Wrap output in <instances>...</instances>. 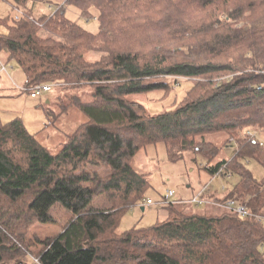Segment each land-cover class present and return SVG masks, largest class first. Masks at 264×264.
Listing matches in <instances>:
<instances>
[{
    "label": "trees",
    "instance_id": "trees-1",
    "mask_svg": "<svg viewBox=\"0 0 264 264\" xmlns=\"http://www.w3.org/2000/svg\"><path fill=\"white\" fill-rule=\"evenodd\" d=\"M0 2L12 12L0 17V52L21 71L23 92L51 84L91 97L71 95L57 114L76 108L87 121L56 153L21 119L0 121V264L18 252L31 264H264V179L249 170L264 168V0H64L45 15L36 14L43 0ZM69 7L97 31L70 20ZM180 80L192 83L177 103L146 109L144 98L165 97ZM216 135L222 143L210 140ZM158 144L172 163L188 154L198 167L204 160L210 181L235 182L221 192L202 186L195 197L205 204L170 201L163 221L119 232L123 215L149 199L133 159ZM96 198L106 205L93 207ZM227 200L250 216L223 208ZM55 205L69 221L30 255L18 233L53 224ZM187 206L203 210L188 214Z\"/></svg>",
    "mask_w": 264,
    "mask_h": 264
},
{
    "label": "rangeland",
    "instance_id": "rangeland-1",
    "mask_svg": "<svg viewBox=\"0 0 264 264\" xmlns=\"http://www.w3.org/2000/svg\"><path fill=\"white\" fill-rule=\"evenodd\" d=\"M64 0H43L40 2L38 8H43L42 12L36 9L37 15H45V11L50 9L51 12L61 5ZM10 5L5 2H0V17L11 14ZM67 17L74 23L83 26L92 33L97 31V22L95 20L86 21L80 18L78 12L69 7L67 9ZM2 31V30H0ZM8 54L5 51L0 52V62L5 65L6 72L0 73V121L2 123L10 122L16 118L21 119L23 125L31 133L35 134L36 139L52 153H56L60 147V143L65 140V135L70 134L74 128L87 121V118L76 108H69V110L57 115L61 108L65 110V106L70 103V97L76 95L83 102L91 101L89 89L79 88L73 89V92L62 91L60 88H53L46 96L32 99L27 95L22 88L23 75L21 71L12 62L7 61ZM192 81L180 80L179 83L169 92L171 96L167 100L168 94L164 97L163 93L149 95L147 100H142L147 110L152 113H159L160 111L169 108V104L178 102L185 91L190 89ZM49 99L50 103L46 104ZM146 101V102H145ZM47 111L52 112V116L46 114ZM57 118L55 119V117ZM223 135L213 136L211 141L223 142ZM264 139V137H263ZM218 143V145H220ZM226 156L231 157L234 149L229 147ZM219 152V157H220ZM224 157V156H222ZM192 156L185 154L182 161L172 163L166 156V151L163 145L158 144L140 150L133 159V165L142 173H145L146 179L149 183V188L146 192V197L153 201L150 206H143L144 211L141 210L140 205L127 211L119 224L118 231L123 232L133 227L144 228L153 225L156 222L163 221L167 217V212L161 208L164 203L161 202L162 196L166 191H174V196L169 202L180 204L185 200H192L202 186H209L216 191L226 189L227 184L235 182L234 178L222 180L221 178H214L210 181L208 174L201 169L204 165V160L198 158L197 162L200 165L196 166L191 161ZM95 170V169H91ZM253 177L261 181L264 179V168L259 164L253 162L249 167ZM100 174H106L104 169L98 168ZM234 179V180H233ZM229 180V182H228ZM213 189V190H215ZM208 190V189H207ZM93 207H102L103 199L96 198L92 204ZM188 207L184 210L190 214L191 210L201 212L203 208ZM207 211H211L206 208ZM215 212V211H211ZM50 215L54 218L53 224H35L24 232H19L22 246L30 253L36 254L40 249V242L47 238H52L61 233L65 224L69 221L70 214L63 208L55 205L50 209ZM180 213L178 210L175 214ZM217 213V212H215ZM24 233V234H23ZM23 234V235H21ZM264 251V248H263ZM4 264H16L22 262L23 264H31V260L24 256L23 252L16 254H5Z\"/></svg>",
    "mask_w": 264,
    "mask_h": 264
},
{
    "label": "built area",
    "instance_id": "built-area-1",
    "mask_svg": "<svg viewBox=\"0 0 264 264\" xmlns=\"http://www.w3.org/2000/svg\"><path fill=\"white\" fill-rule=\"evenodd\" d=\"M6 67L5 65H3L1 62H0V73H5L6 72ZM53 88V85L51 84H37V85H34L33 87H31L30 89H28V93H29V97L32 98V99H35V98H39V97H42L43 95L45 94H48L51 92ZM21 90H24V88H21ZM26 90V89H25ZM262 130H256V131H252V130H246L244 132V137H248L250 139H254L258 133H261ZM229 143L230 144H236V141L234 139H230L229 140ZM226 178H229V176H226ZM207 190V186H203L202 188V191H205ZM174 196V191L172 190H168L166 191L165 195L163 196V199H161V202L164 203V204H167L169 202V200L171 198H173ZM191 202L197 204L198 206L200 205H203L205 204L206 200H202L198 197H195L191 200ZM153 204V201L151 199H147L145 201H143V204L140 205V206H150ZM223 208L231 211V212H234L235 214H237V216L241 219H244V218H247L250 216V213L249 211L247 210L246 206L244 204H239L237 202H235L234 200H227L223 205H222ZM258 222H262L263 221V217H259L256 219Z\"/></svg>",
    "mask_w": 264,
    "mask_h": 264
},
{
    "label": "crops",
    "instance_id": "crops-1",
    "mask_svg": "<svg viewBox=\"0 0 264 264\" xmlns=\"http://www.w3.org/2000/svg\"><path fill=\"white\" fill-rule=\"evenodd\" d=\"M39 3H40V2H39ZM39 3L37 4L38 6L40 5ZM38 6L36 7V9L39 10V12H42V11H43V8H38ZM50 13H51V10H50V9H48V10L45 11V14H50ZM46 95H47V94H45V95H43V96H46ZM43 96H42V97H43ZM48 103H49V100H46V104H48ZM227 154H228V151L226 150V151H225V155H227ZM214 189H215V188H214ZM144 209H145L144 207H141V210H142V211H144Z\"/></svg>",
    "mask_w": 264,
    "mask_h": 264
}]
</instances>
